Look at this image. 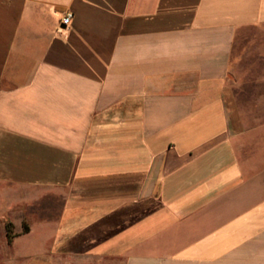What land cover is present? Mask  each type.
<instances>
[{
	"label": "crops",
	"instance_id": "obj_1",
	"mask_svg": "<svg viewBox=\"0 0 264 264\" xmlns=\"http://www.w3.org/2000/svg\"><path fill=\"white\" fill-rule=\"evenodd\" d=\"M0 264H264V0H0Z\"/></svg>",
	"mask_w": 264,
	"mask_h": 264
},
{
	"label": "trees",
	"instance_id": "obj_2",
	"mask_svg": "<svg viewBox=\"0 0 264 264\" xmlns=\"http://www.w3.org/2000/svg\"><path fill=\"white\" fill-rule=\"evenodd\" d=\"M27 228L24 229L26 232ZM6 233H7V239L8 242H11L12 239L15 237V234L13 233V226L10 223L6 224Z\"/></svg>",
	"mask_w": 264,
	"mask_h": 264
},
{
	"label": "built area",
	"instance_id": "obj_3",
	"mask_svg": "<svg viewBox=\"0 0 264 264\" xmlns=\"http://www.w3.org/2000/svg\"><path fill=\"white\" fill-rule=\"evenodd\" d=\"M71 20V14H67L62 18V24L64 26H68V24L70 23Z\"/></svg>",
	"mask_w": 264,
	"mask_h": 264
}]
</instances>
